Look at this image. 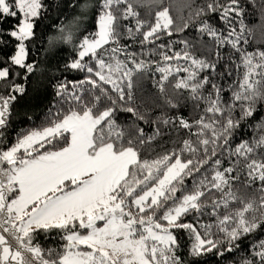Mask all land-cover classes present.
<instances>
[{
  "label": "snow or ice",
  "instance_id": "6c2138e0",
  "mask_svg": "<svg viewBox=\"0 0 264 264\" xmlns=\"http://www.w3.org/2000/svg\"><path fill=\"white\" fill-rule=\"evenodd\" d=\"M69 6L93 30L61 67L50 50L71 28L45 40L44 0H0V46L15 41L0 57V264H264V239L245 244L264 233V49L246 47L264 0H181L178 17L168 0ZM32 77L44 121L13 134Z\"/></svg>",
  "mask_w": 264,
  "mask_h": 264
},
{
  "label": "trees",
  "instance_id": "16d2710c",
  "mask_svg": "<svg viewBox=\"0 0 264 264\" xmlns=\"http://www.w3.org/2000/svg\"><path fill=\"white\" fill-rule=\"evenodd\" d=\"M168 2L172 4L173 15L178 17L180 15L179 5L181 0H168ZM44 4L46 12L44 14V18L40 21L39 27L36 29L38 34L43 35L45 40H51L61 36L62 28L65 32H67L68 27H70L73 32L72 43L66 44L62 41L57 40L50 50V55L53 57V65H55L56 62L59 61L62 67L65 60L71 59L72 51L74 50L77 42L81 39V34L85 32V29L92 31L93 26L90 23L89 16H80L79 7L72 8L69 6L70 0H44ZM77 19L81 21L78 26L74 23V21ZM249 19L251 20L250 27L253 29V35L250 38V45L246 47H248L250 51L256 49H264V27L261 26L258 17L250 16ZM14 22L15 21H13V23ZM177 22L179 23V20ZM14 44L15 41H11L6 47L0 46V57H7L8 55L12 54L14 50ZM29 47L32 49L31 54H35V46L30 44ZM43 47L47 49L48 44L45 43ZM201 51H204V49H201ZM40 58L43 59V56H41ZM17 71L19 70L17 69ZM55 74L60 75L59 72ZM79 75L81 74L73 72L64 73V76L70 80L77 78ZM27 91L28 94L23 99H18L13 106L11 117L12 123L10 127V131L13 134L17 131L27 130L34 126L38 127L44 121L43 113L50 97L47 95L43 84L38 82L37 77H32L27 82ZM144 91L145 93L153 91L151 89L150 82L145 81ZM0 92H3L2 88H0ZM186 114L190 116L196 115L190 112H187ZM250 133V128L244 130L243 135L238 132L233 143H238L241 139H251ZM183 138L187 137L183 134L174 135L172 140H165L161 142V144L156 147L155 152H153L151 155L154 157L158 153L162 154L165 150L172 149L174 145L179 144V142ZM145 158L150 157L146 154ZM242 167L243 166L241 165L240 175L243 179ZM187 184L189 187H191V180H189ZM237 188L243 191L242 185L239 183L237 184ZM179 239L180 244L182 245L181 251H186L187 248L191 245V240L189 239L187 233L180 232ZM253 239H264V233H257L255 237L249 236L248 240L245 241V244L249 243ZM37 242L45 249L57 247L62 243V241L59 240V237L46 236L44 233L39 234V236L37 237Z\"/></svg>",
  "mask_w": 264,
  "mask_h": 264
}]
</instances>
